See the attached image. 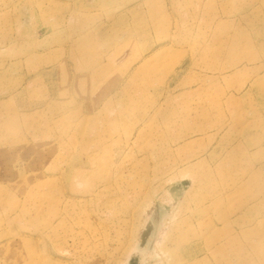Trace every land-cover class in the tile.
<instances>
[{
    "label": "rangeland",
    "instance_id": "374dc122",
    "mask_svg": "<svg viewBox=\"0 0 264 264\" xmlns=\"http://www.w3.org/2000/svg\"><path fill=\"white\" fill-rule=\"evenodd\" d=\"M263 65L264 0H0V264H260Z\"/></svg>",
    "mask_w": 264,
    "mask_h": 264
},
{
    "label": "bare ground",
    "instance_id": "6f19581e",
    "mask_svg": "<svg viewBox=\"0 0 264 264\" xmlns=\"http://www.w3.org/2000/svg\"><path fill=\"white\" fill-rule=\"evenodd\" d=\"M76 43H77V40H76ZM258 69H260V70L257 71ZM258 69L256 70V72L253 73V77L250 78L247 81V84H246V86L249 87L248 91H250L252 93H255V94H257L260 90H264V88L262 86L263 80H264V65L259 67ZM230 97H234V96L230 95ZM222 103L218 104L219 105L218 110H220V107L222 105L224 106V104H222ZM217 121H218V126L216 125V127L212 128L213 130L215 129L216 131H219V129L217 130V128H223L222 125H224V124H225V127H227V126L229 127V125H230L233 128L237 129L238 131H240V128L242 126L238 114L237 115L235 114L234 118L233 117L230 118L227 115H225L224 112L222 111V114L220 113V114L217 115ZM197 159H198V157H196V160ZM206 168L203 167L201 169V172H200V174H201L200 176L201 177H207L208 175H213L214 171L212 172L211 170H209V168H207V169ZM221 215H222V213H221ZM260 264H264V260H261Z\"/></svg>",
    "mask_w": 264,
    "mask_h": 264
}]
</instances>
